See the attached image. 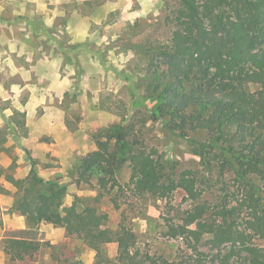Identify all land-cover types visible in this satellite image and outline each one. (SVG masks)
<instances>
[{"label":"trees","instance_id":"obj_1","mask_svg":"<svg viewBox=\"0 0 264 264\" xmlns=\"http://www.w3.org/2000/svg\"><path fill=\"white\" fill-rule=\"evenodd\" d=\"M174 1L175 30L166 46L147 40L131 50L139 52L137 60L149 80L145 104L151 117L187 141L206 174L185 172L179 179L167 174L159 158L136 149L142 131L133 124L121 125L95 136L97 149L69 172L77 186L95 187L101 195L75 197L66 205L69 184L46 180L31 160L27 176H6L16 189L11 212L25 217L27 232L42 223L64 228L67 237L96 253L95 264H196L189 256L169 262L145 252L126 214L111 229L108 214L99 206L102 194L114 190L116 202L126 191L164 199L182 188L193 203L181 217L163 219L166 236L181 239L194 254L210 236L218 244L230 242L245 250L249 264H264V249L253 244L264 238V0ZM8 127L27 136L26 113L15 110ZM7 135L0 129V149ZM126 162L131 180L122 186L116 175ZM215 168L221 178L232 175L233 190L217 187L207 177ZM215 189L219 202L213 206L203 196ZM113 243L121 251L118 262L101 253L103 245ZM40 248L33 238L11 237L6 253L11 264H38Z\"/></svg>","mask_w":264,"mask_h":264},{"label":"rangeland","instance_id":"obj_2","mask_svg":"<svg viewBox=\"0 0 264 264\" xmlns=\"http://www.w3.org/2000/svg\"><path fill=\"white\" fill-rule=\"evenodd\" d=\"M175 5L174 0H0V129L8 133L0 149V264H11L6 253L11 237L39 242L38 264H95L96 253L67 237L64 228L42 223L27 232L25 217L11 212L16 189L6 176H27L31 160L46 180L69 184L66 205L75 197L99 196L95 187L77 186L69 172L97 149L95 136L133 124L142 131L136 149L159 158L164 172L176 179L185 172L206 174L187 141L151 117L145 104L149 80L139 52L131 50L147 40L166 46L175 30ZM15 110L26 113L27 136L7 128ZM116 177L122 186L130 182L129 162ZM207 177L217 187L234 189L231 174L221 178L215 168ZM115 192L102 194L99 205L109 216L107 226L115 229L125 213L145 252L169 262L189 256L196 264H249L247 252L230 242L218 244L207 236L194 254L181 239L165 235L163 219L181 217L192 206L184 189L164 199L126 191L116 202ZM217 192L203 200L218 204ZM253 244L264 249V238ZM101 253L114 262L122 256L115 243L103 245Z\"/></svg>","mask_w":264,"mask_h":264}]
</instances>
